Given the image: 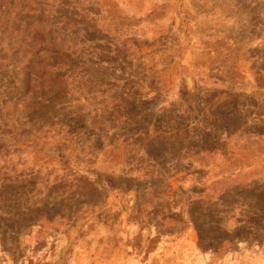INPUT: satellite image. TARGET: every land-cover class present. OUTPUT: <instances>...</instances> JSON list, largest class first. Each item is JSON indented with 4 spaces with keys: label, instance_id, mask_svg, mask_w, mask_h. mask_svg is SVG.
<instances>
[{
    "label": "rangeland",
    "instance_id": "obj_1",
    "mask_svg": "<svg viewBox=\"0 0 264 264\" xmlns=\"http://www.w3.org/2000/svg\"><path fill=\"white\" fill-rule=\"evenodd\" d=\"M161 235L264 249V0H0V256L177 264Z\"/></svg>",
    "mask_w": 264,
    "mask_h": 264
},
{
    "label": "crops",
    "instance_id": "obj_2",
    "mask_svg": "<svg viewBox=\"0 0 264 264\" xmlns=\"http://www.w3.org/2000/svg\"><path fill=\"white\" fill-rule=\"evenodd\" d=\"M190 55H193L194 59H202L203 52L195 50ZM199 67H201V64L198 63V70ZM194 68H196V65L194 64ZM133 169V166L131 165V175L135 172ZM114 195V193H113ZM131 195H132V205H137L135 200L139 198V193L137 190L131 189ZM115 196V195H114ZM136 208V206H135ZM146 221V218H140L138 217L133 221L131 218V236L133 239H136L138 235L142 234V231L144 230L143 223ZM85 230L87 229L86 226L83 228H75L72 229L74 232L75 230ZM71 231V232H72ZM81 232H78V235H80ZM79 237V236H77ZM65 236V241H66ZM161 239L163 242L157 243L156 247L161 250L162 255L166 256V262L170 260L171 255L167 252L168 249H174L176 252V262L177 264H185V256L190 261L189 264H264V249L262 250H248V249H242L239 253L229 255L227 257H224L223 260H217L214 255L212 254H204L199 251L198 245L195 244L194 241L188 242V241H182L177 242L175 244L168 242V240H171V236L169 235H161ZM68 240V239H67ZM79 243V241H77ZM135 247L131 248L133 252L137 251V246L141 247L139 244ZM96 247V246H95ZM132 247V246H131ZM51 248H48V252H50ZM139 249V248H138ZM68 247L65 246L64 248V257L65 260L57 259L56 252H59L57 249H52V254L50 258H48L46 261L48 264H82L80 260H78V257L81 255L82 249L73 248L69 251ZM70 252V254H69ZM84 252H89L87 249ZM180 252H185L183 254H180ZM191 252V253H189ZM140 257L135 253L134 256L131 258V264H140ZM162 259V258H161ZM9 262L6 258L0 256V264H7ZM146 262V260H144ZM37 264V263H36ZM38 264H42V262H39ZM87 264V263H86Z\"/></svg>",
    "mask_w": 264,
    "mask_h": 264
}]
</instances>
